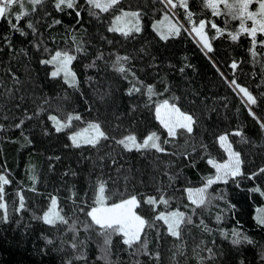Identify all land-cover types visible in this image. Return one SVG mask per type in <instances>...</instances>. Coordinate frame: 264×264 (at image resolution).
Returning a JSON list of instances; mask_svg holds the SVG:
<instances>
[{"label":"snow or ice","instance_id":"snow-or-ice-1","mask_svg":"<svg viewBox=\"0 0 264 264\" xmlns=\"http://www.w3.org/2000/svg\"><path fill=\"white\" fill-rule=\"evenodd\" d=\"M152 11L164 13L163 20L152 24L161 41L179 37L182 31L199 37L197 43L203 54L216 67L228 87L237 95L242 94L241 102L258 126L264 141V0H0V22H3L0 24V133L19 130L24 142L21 147H27L33 143L26 135L31 133L32 128L25 126L38 121L42 135H50L53 129L56 133L67 135L70 143L63 147L81 150V159L92 160L91 156L84 155L85 148L96 154L82 194L75 182L69 184L64 179L71 177L75 180L78 176L75 169L69 166L60 173V183L68 185L69 195L66 198L57 195L59 188L54 190L57 194L40 192L36 185L41 181L33 168L27 170L31 173L29 179L32 186L25 190L14 180L6 165L0 164V226L15 224L17 228L22 227L25 234L34 223L44 226L45 230L38 237L43 241V247L36 249V254L40 257L53 255L59 264H96L97 261H102V264H188L191 259H195L196 264H252L244 255L248 246L259 247V264H264V245H258L239 226L231 230L215 229L223 240L229 242L228 248L218 244L215 238L206 241L203 234H211L214 229L209 226V218L201 214L202 210L213 206L214 201H222L224 207L215 215V222L217 225L223 223L226 214L233 213L236 208L229 200L227 186L239 188L245 181L264 180V162L250 171L246 170L255 161H249L246 158L248 153L238 147L251 145L264 156V142L257 144L240 125L235 129L229 126L230 130L223 133H214L201 125L194 112L182 110V106H178L181 97L174 93L170 98L153 102V97L163 94L157 90V84L164 85L163 92H171L172 89L167 80L168 73L161 75L160 71H178L183 77L186 69L194 66L187 62L188 57L183 58L185 62L178 69L170 62L158 63V55L148 51L147 46L140 47L135 54L119 53L118 48H124L126 43H131L137 34L142 33L144 26L141 20ZM102 13L108 16L104 17ZM64 17L71 18L74 23L65 24ZM215 18L222 19V26ZM233 21H238L239 26L234 27ZM92 25L96 27L90 32L89 26ZM100 25L104 27L103 32ZM58 27L63 29V33L53 34V29ZM105 32L114 35L109 38ZM115 34H119L120 39H116ZM241 38L247 41L248 46L244 50L250 59L233 57L229 67L239 70L242 76L258 80L255 84L258 91L238 83L240 76L236 71L229 78L220 72L218 66L220 61L216 59L218 49L214 48V42L218 39L222 43L230 40L240 47L243 43ZM61 41L63 47L60 46ZM49 42L54 47H50ZM105 47L108 51L104 50ZM114 48L117 50L114 51ZM144 57L149 60L147 68L160 70L154 71L151 76L153 80L159 76L156 83H147L141 78L138 73L148 76L144 67L133 66L134 61ZM84 60L87 62L84 63ZM74 61L83 64V80L78 78ZM245 63H251L258 70L244 73L242 65ZM34 65L45 69V80H59L67 87L54 97L47 93L37 95L36 89L41 85ZM89 70H95L96 75H88ZM109 70L119 80L127 82L128 87L123 94L129 98L127 113L113 111L112 117L121 121L127 115L133 118L129 125L100 119L101 108L114 96L111 83L103 87L98 79L100 73L107 74ZM85 84L92 90L91 98L86 95ZM74 94L80 97L88 113H97L95 118L85 120L75 108L70 111L66 108L74 99ZM145 95L147 101L141 105L136 98ZM53 100L57 101L55 105ZM153 108L155 119L166 130L168 138L162 139L157 131L141 138L131 131L141 124L134 119V114L143 110L152 111ZM45 118L51 121V127L45 123ZM80 124L85 126L80 127ZM116 132H122V135L117 137ZM205 133L212 137L211 142H205ZM178 138H183L185 145L192 142L190 152L169 151L166 146L172 145L174 149ZM5 139L20 143L10 136H0V142ZM216 142L224 149L223 153L217 150L214 154L211 151ZM114 145L121 152L117 153ZM133 152L150 158L154 172H160V165H163L161 174L167 177V181L161 182L155 175H150L147 183L136 179L131 166L125 169L119 163L120 159H124L130 165L124 153ZM161 153L170 157L166 163L158 155ZM224 154L227 159L223 158ZM48 159L59 162L61 156H50ZM200 160L206 161L215 172L202 177V187L184 188L188 200L195 206L188 214L179 206L172 207L175 196L169 195V190L175 191V183L183 172V161H188L184 167L195 168ZM106 161L117 165L115 178L105 172ZM97 169L99 173L93 179ZM49 170L54 172L55 164L50 163ZM169 170H173L171 174ZM136 171L141 172L140 169ZM121 179L123 185H119ZM185 180L187 182L186 177ZM213 185L225 187L213 194L209 192ZM9 187H13V191H9ZM149 187L154 188V194L139 190ZM26 191L43 197V201L31 200ZM247 191L264 196V184ZM61 200L70 201V206L62 204ZM256 226L264 229V209L258 210ZM193 227L201 229L198 242L192 235ZM151 232H155V247L151 246L153 242L148 238ZM81 233L85 234L84 238H81ZM114 237H119L122 254L127 259L113 252ZM92 243L96 244L100 253L95 259L89 253Z\"/></svg>","mask_w":264,"mask_h":264},{"label":"trees","instance_id":"trees-1","mask_svg":"<svg viewBox=\"0 0 264 264\" xmlns=\"http://www.w3.org/2000/svg\"><path fill=\"white\" fill-rule=\"evenodd\" d=\"M162 7V6H157ZM104 17H107L108 14L102 13ZM164 13L162 11H152L150 14L145 15L141 20V24L144 26V30L141 34H137V38L131 43H126L124 48H118L120 54L132 53L135 54V51L142 46H147L148 51L153 52L158 55V63H172L175 64L177 69L182 66L185 62L184 57H188V63L194 67L186 69L185 76H181L178 71H169L164 69L153 70L146 67L149 62L147 57H144L141 60L133 62L135 68L144 67L145 72L148 73V76H145L144 73H138L142 79H145L147 83H156L159 79V76L156 77V80L151 79V76L154 74V71H160V74L168 73L167 80L172 85L171 92H163L164 85L157 84V90L162 95L153 97V102L158 103L165 98H170L174 93L176 96L181 97V100L178 102V106H182L184 111H192L200 119L201 125L210 129L214 133H223L226 130L235 129L237 125L243 127L244 132L251 137L257 144L262 143L261 134L258 126L255 121L248 115L247 109L244 108L241 102V95H237L232 91L231 88L225 83L224 79L217 72L216 67L210 63L209 59L203 54L200 46L194 41L188 32H183L179 37L171 38L168 41H161L159 36L152 28L154 21L162 18ZM64 23L71 25L74 21L71 18L64 17ZM87 19V18H86ZM219 21L222 26L223 21L221 18H215ZM175 22V20H173ZM3 22H0L2 24ZM250 23V22H249ZM232 25L234 27L239 26L238 21H233ZM95 25L89 26L90 32L94 31ZM190 28L191 26L188 25ZM100 30L103 32L104 27L100 25ZM214 31V30H213ZM63 33L62 28L53 29V34ZM109 38H112L114 34L106 33ZM194 35V33H192ZM116 39H120L119 34H115ZM196 37V36H195ZM59 40V36L57 37ZM197 38V37H196ZM243 43L240 47H236L230 40H226L223 43L221 40H216L214 42V48L218 49L216 53V59L220 61L219 69L220 72H223L225 76L231 78L233 71L237 72V75L240 76L238 83L247 84L253 91H258L255 89V84L258 80H253L251 77L240 75L239 70H232L229 67L231 58L237 59H250L245 55V48L248 46L247 41L241 38ZM50 47L54 45L49 42ZM60 46L63 47V42H60ZM105 51H108V48H104ZM114 51L117 48L113 49ZM91 51V49H90ZM84 63L87 60L83 61ZM74 68L78 72V78L83 80L84 78V69L83 64L79 61L73 62ZM37 69V72L40 76L39 84L41 87L36 89L37 95H42L47 93L50 97H54L61 92L62 88H66V85L57 80L51 82L44 79V71L39 65H34ZM244 73H250L252 71H257L254 69L251 63H245L242 65ZM50 71V69L48 70ZM88 75H96L95 70H89ZM98 79L101 81V86L107 87L108 83H111V87L114 92L113 98L109 101L107 105L101 108L100 119L101 120H112V123H123L129 125L132 122L133 118L124 115L121 121H115L112 117V112L117 113H127L129 107V98L124 96V89L128 87L127 82L119 80L114 73L109 70L107 74L100 73ZM84 90L88 98H91V88L88 85H83ZM71 93V89H68ZM196 93L193 95V93ZM137 102L141 105L147 101V96H142L136 98ZM52 103L55 105L56 100H53ZM118 105V107H117ZM30 107H34L29 105ZM151 106V105H150ZM66 108L70 111L75 108L77 111L81 112L85 120H92L97 116L95 111L88 113L86 108L81 101L80 97L74 94V99L66 105ZM239 110V111H238ZM259 113L260 110L257 109ZM57 114V113H52ZM227 117V119H225ZM134 119L141 121V124L138 127L131 129L132 132L138 133L141 138L150 134L151 131H157L161 135L162 139L168 138L166 131L159 124V121L155 119L154 108L152 111L143 110L134 114ZM45 123L51 127V121H47L45 118ZM35 125V126H34ZM34 126V127H33ZM83 124H80V127H83ZM26 128L31 127V133H26L29 135V138L33 141L32 145L27 147H21L24 143L20 137V131L15 130L9 133H0V136H10L12 140H19L20 143H11L7 139L3 142H0V148L3 149V152L0 153V164H5L7 170L11 172L14 180L19 183L25 190L32 186V182L29 179L31 173L27 171L29 168L35 169V173L40 178V183H37L36 187L40 192H51L55 193V189L59 188L60 191L57 194L61 198H66L69 193L67 191L68 185H62L60 183V173L66 171L69 166L75 169L78 173V176L73 180L71 177H65L64 179L70 183L75 182L77 190L82 191L87 187L85 182L89 170L92 168V160H95L96 154L87 148H85L84 155L91 156L92 160H86L80 158L79 149H66L63 147L64 144L70 143L67 139V135L64 133H56L54 129L50 135H42L41 128L38 121H32ZM203 131V129H201ZM117 137L122 135V132H116ZM170 139V138H169ZM205 142H211L212 137L208 133L204 134ZM238 139V138H237ZM232 138L230 137V141ZM192 142H189L188 145H185L183 138H178L173 149L172 145L166 146L169 151L177 152H190ZM116 152H121V149L118 146H115ZM234 147H236L234 145ZM239 149L242 152H247L248 156L246 157L249 161H255V163L248 165L247 169L257 167L262 162H264V156L260 155L259 149H254L251 145H239ZM106 151L110 149H105ZM217 150L220 153L224 152V149L220 148L218 142L211 148V151L215 154ZM115 154V153H114ZM61 156L59 162L49 161L48 157L50 156ZM125 156L130 160V165L125 163L124 159H120L119 163L127 169L129 166L133 169V175L136 179H142L146 183L149 180L150 175L159 176L161 182H166L167 177L163 176L161 173L163 171V165H160V172H154L152 165L149 162L150 158L141 157L138 153L133 152L131 154L124 153ZM165 161V163L170 159V157L161 153L158 154ZM224 159H227L226 154H224ZM174 159V158H171ZM50 163L55 164V171L51 172L49 170ZM105 163V172L110 173L113 178L116 177V167L117 165H112L110 161ZM188 164V161H183L181 167H183V172L180 179L175 183V191L169 190V195H174L175 200L172 207L175 208L179 206L182 211L191 214V208L195 207L191 204V201L188 200V194L184 191L185 187L198 188L203 186L202 177H205L209 174H214L215 170L209 166L206 161L200 160L196 167L191 166L184 167ZM136 169H140L143 173L137 172ZM175 170V169H173ZM169 170L170 174L171 171ZM93 179H95V175ZM187 178V182L185 180ZM107 178V177H105ZM123 180L119 181V185H123ZM135 183V180H133ZM259 184H264V180L256 181H245L239 188H236L233 185L227 186L229 191V200L232 204L236 205V208L233 213H227L226 219L223 223L217 225L215 222V215L219 212V209L224 207L222 201L213 202L207 210H202V215L205 218H209V226L214 229L211 234L204 233L203 238L206 241H211L214 238L217 243L223 245L225 248L230 247L229 242L223 240L222 237L216 233L215 229L223 228L225 230H231L234 227H240L243 231H246L248 235L254 238L258 245H264V229L258 228L256 226V216L258 210L264 209V196L259 195V193H251L247 189L254 187ZM224 185H213L209 189V192L215 194V190H218ZM140 191H146L148 194H154V188H140ZM9 191H13V187H9ZM91 195V193H90ZM195 195V193H194ZM26 196L33 201L40 200L43 201V197H37L36 194L26 191ZM62 204L70 206V201L61 200ZM187 205L188 207H184ZM34 206V205H32ZM162 208V206H161ZM81 219L83 217L81 216ZM44 226L34 223L33 228L25 234L24 229L17 228L15 224L0 226V264H59L57 258L53 255L47 257H40L36 254V249L43 247V241L39 240L38 237L42 231H44ZM192 235L195 237V240L198 242L201 238L202 232L198 227L192 228ZM85 234L81 233V238H84ZM155 232L149 233V240L152 241V247H155ZM35 245V248H34ZM259 247H246L244 249V255L248 261H251L252 264H259V257L257 252ZM113 252L116 254H121L122 259H127L126 255L122 254V245L120 243L119 237H114L113 239ZM89 253L95 259L100 253L97 249L95 243L89 245ZM96 264H102V261H97ZM188 264H196L195 259L188 261Z\"/></svg>","mask_w":264,"mask_h":264},{"label":"rangeland","instance_id":"rangeland-1","mask_svg":"<svg viewBox=\"0 0 264 264\" xmlns=\"http://www.w3.org/2000/svg\"><path fill=\"white\" fill-rule=\"evenodd\" d=\"M163 17H164V15H163ZM163 17H162V18H160V19H158V20H163ZM156 22H157V20H156V21H154V22H153V24H154V23H156ZM173 22H174V21H173ZM194 36H196V34H195V33H194ZM196 37H197V36H196ZM196 37H195V38H196ZM196 39H197V41H198V40H199V37H197ZM84 126H85V125H84ZM165 131H166V130H165Z\"/></svg>","mask_w":264,"mask_h":264},{"label":"water","instance_id":"water-1","mask_svg":"<svg viewBox=\"0 0 264 264\" xmlns=\"http://www.w3.org/2000/svg\"><path fill=\"white\" fill-rule=\"evenodd\" d=\"M189 33V32H188ZM190 36L194 39V41L197 43V39L194 37V35L192 33H189ZM198 44V43H197Z\"/></svg>","mask_w":264,"mask_h":264},{"label":"bare ground","instance_id":"bare-ground-1","mask_svg":"<svg viewBox=\"0 0 264 264\" xmlns=\"http://www.w3.org/2000/svg\"><path fill=\"white\" fill-rule=\"evenodd\" d=\"M195 37V36H194Z\"/></svg>","mask_w":264,"mask_h":264}]
</instances>
